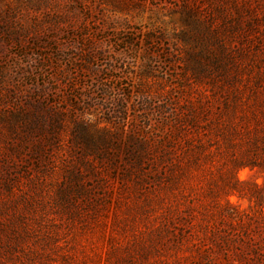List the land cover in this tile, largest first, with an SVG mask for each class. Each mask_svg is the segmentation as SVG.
<instances>
[{
	"label": "rangeland",
	"instance_id": "1",
	"mask_svg": "<svg viewBox=\"0 0 264 264\" xmlns=\"http://www.w3.org/2000/svg\"><path fill=\"white\" fill-rule=\"evenodd\" d=\"M227 79L264 92V0H0V264H264V172L221 156L175 208L215 232L145 251L141 139L173 104L216 111Z\"/></svg>",
	"mask_w": 264,
	"mask_h": 264
},
{
	"label": "trees",
	"instance_id": "2",
	"mask_svg": "<svg viewBox=\"0 0 264 264\" xmlns=\"http://www.w3.org/2000/svg\"><path fill=\"white\" fill-rule=\"evenodd\" d=\"M235 81L236 79H227V84L218 88L219 94L212 91L213 97L218 96L222 100V105L216 111L212 112L209 107L195 103H190L187 109L173 104L170 115L160 112L162 120L156 123V133L141 139L144 146L142 157L148 159V195L145 201L147 214H152L153 220L157 221L149 235V243L145 246L147 254L162 251L166 243L171 241L177 240V243L183 245L189 239L186 230L192 232L199 229L206 234L212 230L215 232L219 226L210 224L206 217L196 223L191 206H186L182 215L175 210L182 205L180 201L185 200L186 191L190 190L183 184V179L190 174L192 167L221 156L224 157L225 164L231 167V172L237 173L243 169H259L264 172V117L260 112L264 111V92L259 88H240L234 84ZM250 100L255 104L249 103ZM202 122L206 123L205 126H201ZM166 130L169 133H162ZM187 130L192 132L185 133ZM200 130L203 134L199 133ZM206 146L213 148V151L204 153ZM163 163L166 164L165 168L156 173V169ZM243 186L244 183L233 174L219 189L226 199L231 196L240 198ZM253 189L258 193L261 188L253 184ZM165 191L170 193L174 203L167 202L169 197ZM209 195L214 198L212 190ZM258 201H261L259 197ZM222 208L215 214L220 217L233 216L232 204L225 202ZM205 240L208 238H203L199 244H203ZM192 244L195 245V242ZM241 253L238 257L247 256Z\"/></svg>",
	"mask_w": 264,
	"mask_h": 264
}]
</instances>
